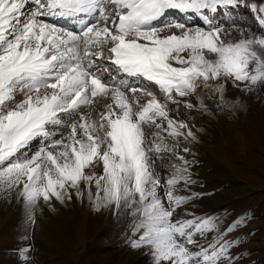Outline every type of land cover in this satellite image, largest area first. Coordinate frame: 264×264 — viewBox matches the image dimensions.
I'll return each mask as SVG.
<instances>
[{
  "label": "snow or ice",
  "instance_id": "snow-or-ice-1",
  "mask_svg": "<svg viewBox=\"0 0 264 264\" xmlns=\"http://www.w3.org/2000/svg\"><path fill=\"white\" fill-rule=\"evenodd\" d=\"M238 4L0 0V185L19 189L30 208L41 199L64 203L86 192L97 211L127 210L134 218L131 247H146L153 264H235L230 249L238 241L201 246L195 239L218 230L212 217L180 216L178 210L193 198L179 194L181 186L194 183L193 162L165 143L162 133L195 139L187 122L169 116L168 103H180L176 97L214 86L226 104L221 79L244 91L264 88V17L259 35L242 32L227 42L220 29H192L167 18L173 10L203 14ZM55 17L89 19L69 31L48 22ZM125 76L157 86L163 102L146 91L150 98L141 104L135 94L144 90L122 89ZM102 99L111 103L98 118L83 112ZM50 126L69 132L26 155L38 138L51 139ZM164 153L179 163L167 165L171 171L162 183L155 158L163 160ZM28 251L20 250L25 261Z\"/></svg>",
  "mask_w": 264,
  "mask_h": 264
},
{
  "label": "rangeland",
  "instance_id": "rangeland-1",
  "mask_svg": "<svg viewBox=\"0 0 264 264\" xmlns=\"http://www.w3.org/2000/svg\"><path fill=\"white\" fill-rule=\"evenodd\" d=\"M241 19L236 20L234 13L229 21L220 20L213 28L181 21L192 29H222L225 42L239 40L242 32L260 34L259 27L255 28L248 17ZM221 83L225 85L226 104L220 103L214 86H201L189 97H176L179 104L168 103L169 116L187 122L195 134V139H186L162 133L165 143L193 162L190 172L194 183L182 187V194L195 193L191 201L195 207L180 216H201V210L212 209L211 217L219 223V229L231 215L240 212L243 225L236 227L240 232L239 250H230L236 256L235 264H264V88L258 85L250 93L242 90L243 85L238 89L230 81L221 79ZM131 86L125 84L122 89L143 87ZM148 87L146 91L161 100L154 87ZM145 89L135 94L141 104L150 98L144 94ZM126 94L133 99L130 90ZM109 101L102 99L83 112L98 118ZM187 103L194 107L186 108ZM49 131L53 133L51 139L38 138L26 155L30 157L61 134L67 136L69 129L50 126ZM184 148L189 151L184 152ZM163 156L170 161L164 165L171 164L173 155ZM155 159L159 166L162 160ZM95 171L102 172V167ZM133 223L127 210H95L86 192L83 197L73 195L71 201L64 203L41 199L35 208H30L20 198L19 189L6 190L0 185V264H150L153 259H146L150 254L146 247H131ZM23 248L29 249L27 261L20 256Z\"/></svg>",
  "mask_w": 264,
  "mask_h": 264
},
{
  "label": "bare ground",
  "instance_id": "bare-ground-1",
  "mask_svg": "<svg viewBox=\"0 0 264 264\" xmlns=\"http://www.w3.org/2000/svg\"><path fill=\"white\" fill-rule=\"evenodd\" d=\"M252 1V0H251ZM258 3V2H257ZM259 3H261V2H259ZM262 4H263V8H264V2H262ZM257 7H258V4H257ZM256 7V8H257ZM255 11V10H254ZM252 12V15H254L255 16V12ZM225 13V12H224ZM221 16H219V18L218 19H221L222 20V18L224 19V20H228L229 19V16L227 15L226 17H224L222 14H220ZM174 16L173 15H169L167 18L168 19H174L173 18ZM58 18L59 17H55V18H48V22H50V23H54L57 27H62V28H64V29H66V30H69V31H71V30H76V31H78L79 29H80V27L83 25V24H86V23H88V20L87 21H85V22H83L82 24H76V23H69L68 21H60V20H58ZM210 18V17H209ZM239 18H241V15L239 14ZM246 18V17H245ZM178 19V18H177ZM179 20H182V21H184V22H188V23H192V22H196L197 24H206V21H199V20H197V19H195V18H180ZM240 20V19H239ZM242 20V19H241ZM256 21L258 22L259 21V19H256ZM195 23V24H196ZM197 25H194V27H196ZM257 27H259V26H257ZM197 28H199V26H197ZM235 29V28H234ZM237 29V28H236ZM222 30V29H221ZM228 30V29H227ZM258 30V29H257ZM222 32V31H221ZM231 32H232V30H231ZM225 33H226V31H225ZM106 75V74H105ZM125 79H126V77H125ZM134 81H132L131 83H133L134 85H137L138 83H141V82H143V80H136V79H134V78H132ZM105 82H108V80L106 79L105 80ZM233 85V84H232ZM235 87V86H234ZM140 89V88H139ZM231 89V88H230ZM236 89V88H235ZM234 89V90H235ZM159 90V89H158ZM230 92V91H229ZM233 93V92H232ZM251 93V92H250ZM140 95V94H139ZM183 100V99H182ZM68 202V201H67ZM87 214V213H86ZM85 215V214H84ZM95 215V214H94ZM82 219H84V217L82 216ZM85 220V219H84ZM80 223V222H79ZM82 223V222H81ZM83 223H85V222H83Z\"/></svg>",
  "mask_w": 264,
  "mask_h": 264
},
{
  "label": "crops",
  "instance_id": "crops-1",
  "mask_svg": "<svg viewBox=\"0 0 264 264\" xmlns=\"http://www.w3.org/2000/svg\"><path fill=\"white\" fill-rule=\"evenodd\" d=\"M187 196L194 197L195 193H189V194H187ZM192 199L189 201L188 204L184 205L183 208L178 210V211H180L182 213H184L185 210L192 211L193 208L195 207V204L193 202H191ZM211 213H213V210H211L210 213H203V215L206 216V217H208V215H210L209 217H211ZM195 215H198V214L195 213Z\"/></svg>",
  "mask_w": 264,
  "mask_h": 264
}]
</instances>
